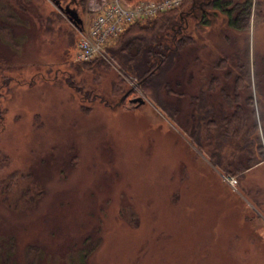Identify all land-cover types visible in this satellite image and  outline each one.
Returning a JSON list of instances; mask_svg holds the SVG:
<instances>
[{"label":"rangeland","instance_id":"1","mask_svg":"<svg viewBox=\"0 0 264 264\" xmlns=\"http://www.w3.org/2000/svg\"><path fill=\"white\" fill-rule=\"evenodd\" d=\"M75 2L86 28L98 0ZM0 4L12 31L0 29V264H264V157L225 173L190 133L204 68L223 56L234 75L242 67L240 100L253 98L261 134L264 0H251L246 30L218 22L194 31L177 62L185 95L171 98L179 112L170 120L149 97L101 101L126 81L114 64L74 60L79 34L54 0ZM233 85L231 75L220 83ZM212 96L217 105L218 87Z\"/></svg>","mask_w":264,"mask_h":264},{"label":"trees","instance_id":"2","mask_svg":"<svg viewBox=\"0 0 264 264\" xmlns=\"http://www.w3.org/2000/svg\"><path fill=\"white\" fill-rule=\"evenodd\" d=\"M126 1L133 3L138 0ZM226 6L229 7L225 9ZM251 6V0L224 1L223 14H225L226 26L236 32L248 29ZM4 9L6 8L0 4V15ZM176 9L130 23L105 45L107 58L97 57L81 62L96 63V65L114 64L113 66L126 81L127 87L119 89L120 95L112 98L111 102L99 95L103 103L111 108L122 106L125 99L121 97L139 89L142 92L140 96L153 99L169 120L173 114L179 112L177 106L176 110H173L174 106L171 102L173 96L181 99L185 95V91L179 89L180 79L177 73L180 67L177 68V62L182 59L187 44L194 41V35L193 33L189 35L185 29L178 27L179 14H176ZM7 19L0 16V29L12 33L6 29L8 23H11V19H8V23ZM202 27H204L203 21L199 28ZM220 57L208 65L213 72L207 75L209 69L204 68V89L202 82H199L198 95L192 97V100L199 102L196 114L201 112L202 108L203 110L202 114H193L196 121L192 128L197 130H191L190 133L211 165L225 173L237 175L261 162L264 157V114L259 116V121L262 123L259 134V122L252 107L253 98L251 95H245L240 100L241 94L238 89H242L240 73L242 67L238 63L236 67L238 74L234 75L229 71L231 64L227 65L229 60ZM236 59L239 62V56ZM5 65L6 61L0 58V69ZM232 66L234 67V64ZM230 75L234 78V85L232 91L228 92L220 86V83ZM217 87L219 102L216 105L212 93ZM86 92L84 95L91 97L88 91ZM201 128H204V140L200 137Z\"/></svg>","mask_w":264,"mask_h":264},{"label":"built area","instance_id":"3","mask_svg":"<svg viewBox=\"0 0 264 264\" xmlns=\"http://www.w3.org/2000/svg\"><path fill=\"white\" fill-rule=\"evenodd\" d=\"M181 3L182 0H140L135 3L125 0H98L96 12L88 28L79 35L74 59L88 61L96 57L106 58L105 43L125 26L177 8ZM228 179L232 184L236 182L233 177Z\"/></svg>","mask_w":264,"mask_h":264},{"label":"flooded vegetation","instance_id":"4","mask_svg":"<svg viewBox=\"0 0 264 264\" xmlns=\"http://www.w3.org/2000/svg\"><path fill=\"white\" fill-rule=\"evenodd\" d=\"M224 1L232 2L233 0H191V4L186 9H184L182 12L178 13L179 14L178 27L182 28L183 30L185 29L189 35L190 34L192 35V33H194V31L198 29L200 25H202V21L204 22V28L208 30H212V28L218 22L219 23L221 22L220 24H222L223 27L229 29L225 23L226 22L225 14H223ZM77 2H75V0H71L69 4L63 7L68 6L70 8L71 6L72 8V6H75ZM228 7L229 6H226L225 9H227ZM80 18H81V24H82L83 18L82 17ZM2 80H3V83L1 85L6 84V80L5 79H2ZM123 98L125 100L131 99L127 96V94H124ZM134 105H137V103Z\"/></svg>","mask_w":264,"mask_h":264},{"label":"water","instance_id":"5","mask_svg":"<svg viewBox=\"0 0 264 264\" xmlns=\"http://www.w3.org/2000/svg\"><path fill=\"white\" fill-rule=\"evenodd\" d=\"M54 4L57 7V9L64 13L67 17V19L77 28H80L81 24V18L78 15V12L75 9L69 8L68 6L63 7L60 3L59 0H54ZM123 97H121L122 99ZM130 102H137L138 104H143L145 102L144 98L141 96L135 97L130 99Z\"/></svg>","mask_w":264,"mask_h":264}]
</instances>
